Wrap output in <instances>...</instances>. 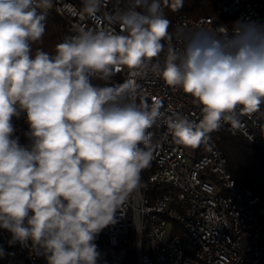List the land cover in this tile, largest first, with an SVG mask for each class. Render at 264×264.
<instances>
[{"label": "clouds", "instance_id": "obj_1", "mask_svg": "<svg viewBox=\"0 0 264 264\" xmlns=\"http://www.w3.org/2000/svg\"><path fill=\"white\" fill-rule=\"evenodd\" d=\"M162 4L177 12L184 0H131L110 18L121 32L82 27L50 54L32 45L43 40L52 0H0V228L47 264H97L94 241L141 188L161 113L135 102L136 78L154 61L165 85L201 110L199 122H169L178 144L199 147L223 125L236 133L241 117L264 114V24L182 30L176 47ZM102 7L82 0L77 14L95 20ZM124 69L121 83H93ZM21 113L27 145L13 135Z\"/></svg>", "mask_w": 264, "mask_h": 264}, {"label": "built area", "instance_id": "obj_2", "mask_svg": "<svg viewBox=\"0 0 264 264\" xmlns=\"http://www.w3.org/2000/svg\"><path fill=\"white\" fill-rule=\"evenodd\" d=\"M130 4L131 0H103L95 20L77 14L82 0H52L51 9L65 19L70 37L82 27L121 32L119 23L110 18ZM215 11L218 16H176L169 32L171 43L179 47L180 31L199 26L231 29L237 20L264 24V0H216ZM164 43L165 52L158 58L161 67L168 46ZM155 63L136 78L135 102L143 99L160 105L161 115L151 136L150 172L123 210H117V223L103 229L94 241L100 253L97 264H264V189L259 195L235 184L226 157L211 134L196 148L176 143L169 122L180 118L199 122L201 110L191 96L165 85ZM128 75L124 69L110 82L121 83ZM241 120L243 126L236 133L227 124L221 130L264 146V114ZM12 123L20 144H29L25 115L13 117ZM11 240L12 234L0 228L4 253L0 264H47L30 241L21 245L10 244Z\"/></svg>", "mask_w": 264, "mask_h": 264}, {"label": "trees", "instance_id": "obj_3", "mask_svg": "<svg viewBox=\"0 0 264 264\" xmlns=\"http://www.w3.org/2000/svg\"><path fill=\"white\" fill-rule=\"evenodd\" d=\"M215 3L216 0H184L183 8L177 12L171 11L169 7L162 4L164 14L171 22L168 31L172 30L174 19L178 15H185L193 19L202 16H218L215 11ZM65 37H68L65 19L50 8L47 11L43 40L32 45L33 53L36 49H42L54 54L55 45L62 42ZM110 80L105 82L94 77L93 83L99 85L111 84ZM145 101L149 106L153 105V103L143 99H139L137 104ZM149 131L152 136L153 128ZM211 138L225 155L228 170L235 184L244 186L254 194L260 195L262 189H264V146L251 143L241 134L232 135L221 129L211 133ZM150 166L142 171V185L145 184ZM156 188H153V190H157Z\"/></svg>", "mask_w": 264, "mask_h": 264}]
</instances>
